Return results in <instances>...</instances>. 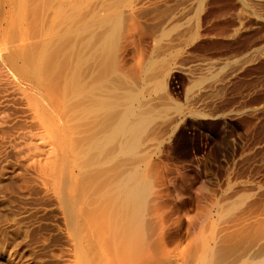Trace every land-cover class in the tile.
<instances>
[{
  "label": "rangeland",
  "instance_id": "374dc122",
  "mask_svg": "<svg viewBox=\"0 0 264 264\" xmlns=\"http://www.w3.org/2000/svg\"><path fill=\"white\" fill-rule=\"evenodd\" d=\"M111 84L150 122L107 161ZM0 264H264V0H0Z\"/></svg>",
  "mask_w": 264,
  "mask_h": 264
},
{
  "label": "bare ground",
  "instance_id": "6f19581e",
  "mask_svg": "<svg viewBox=\"0 0 264 264\" xmlns=\"http://www.w3.org/2000/svg\"><path fill=\"white\" fill-rule=\"evenodd\" d=\"M198 81H200V80H198ZM122 89H124V88H122ZM104 92H105V95L102 94L99 96H94L93 103L90 104L89 107L84 106L83 114H89V113L93 114L92 117L94 118L92 125L96 128L94 129L95 131L93 132L92 137H91V138H93V141H94V146L93 145L90 146V147H93L92 152L94 154H96L97 157H99V158L104 157L106 155L107 158L106 157L105 158L108 161V159L112 160L114 157H116V156L118 157V155L129 154V153L133 152L135 149L140 147L139 146L140 141H141L140 139H141V136H142L143 132L145 131L147 125L150 122V114H149V112H147L149 110L146 109L147 111H145V110L140 109V107H138V105H137V102H139L138 101V99H139L138 94H136L134 92L120 93V92H118V90L116 89L114 84H111L109 87H106ZM86 93H89V92L88 91L86 92L85 90L82 91L83 95L84 94L87 95ZM96 95H98V94H96ZM102 114H105V116L100 118ZM53 117H55V116H53ZM52 120H54V119H52ZM63 129H65V128H63ZM91 138H90V140H92ZM142 160H144V159H142ZM119 164L120 163H118V166H119ZM122 173L124 174V172H122ZM120 187H122V186H120ZM118 190L120 191L119 188H118ZM119 191H116V193ZM120 192H123V190ZM116 193H115V195H116ZM133 193H134V191H133ZM140 195L141 194L136 193V195H134V197L137 198L139 201L141 199V196H142V195L141 196ZM122 196L124 197V194ZM131 196H133V195H131ZM112 198H114V196H112ZM115 199H116V196H115ZM113 201H116V200H113ZM142 201H143V199L141 200V202ZM116 202H118V201H116ZM116 206H118V204ZM133 212H134V214H133L134 216H132L133 217L132 220L134 221V219H135V221H136L137 220L136 218H138V216L140 218L141 213H140L139 208L134 209ZM131 218H130V222L128 221V225H129V223L132 222ZM134 223H136V222H133V224ZM133 224L131 227L134 226ZM137 224H139V223H137ZM128 225H126V226H128ZM136 225H135V227L137 228ZM131 227H130V229H131ZM139 227H140V225H139ZM128 229H129V226H128ZM138 241H140V240L138 239Z\"/></svg>",
  "mask_w": 264,
  "mask_h": 264
}]
</instances>
